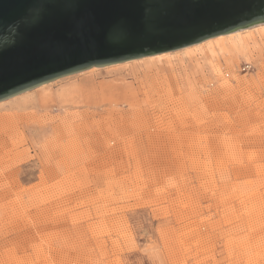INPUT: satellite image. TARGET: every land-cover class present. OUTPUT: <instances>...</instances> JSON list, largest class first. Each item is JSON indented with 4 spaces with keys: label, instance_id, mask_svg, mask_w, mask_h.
<instances>
[{
    "label": "rangeland",
    "instance_id": "374dc122",
    "mask_svg": "<svg viewBox=\"0 0 264 264\" xmlns=\"http://www.w3.org/2000/svg\"><path fill=\"white\" fill-rule=\"evenodd\" d=\"M253 27L227 59L202 45L0 102V264H264Z\"/></svg>",
    "mask_w": 264,
    "mask_h": 264
},
{
    "label": "water",
    "instance_id": "95a60500",
    "mask_svg": "<svg viewBox=\"0 0 264 264\" xmlns=\"http://www.w3.org/2000/svg\"><path fill=\"white\" fill-rule=\"evenodd\" d=\"M260 24L264 0H0V102Z\"/></svg>",
    "mask_w": 264,
    "mask_h": 264
},
{
    "label": "bare ground",
    "instance_id": "6f19581e",
    "mask_svg": "<svg viewBox=\"0 0 264 264\" xmlns=\"http://www.w3.org/2000/svg\"><path fill=\"white\" fill-rule=\"evenodd\" d=\"M243 30H245V29H243ZM234 35H237V34H235V32H232V33H229V34H226V35H221V36H218V37H215V38H212V39H208L206 41H203V42H201L199 44H196V45H193V46H189V47L183 48V50L184 51H189L188 52V55L189 56H193V55L196 56V55L202 53V50L204 49V51H206L207 53H209V55L212 56V57L215 56V55L217 56L218 54H221V56L223 58H226L227 59V55H230V54L236 52L239 49L238 48L239 47L238 46V43L231 42V41L227 40L229 37L234 36ZM250 36H251V34H250ZM202 45H206V46L203 49H199V47L202 46ZM171 53H177V52L163 53V54L154 55V56H151V57H146V58H140V59H136V60H131V61L124 62V63H136V62H141L144 59L157 60V62H161V59H164V57L166 55H169ZM119 64H121V63H119ZM114 65H117V64H114ZM155 67H157V66H155ZM93 69H98V68H93ZM41 87H44V86L41 85L40 88Z\"/></svg>",
    "mask_w": 264,
    "mask_h": 264
},
{
    "label": "built area",
    "instance_id": "2783aa9c",
    "mask_svg": "<svg viewBox=\"0 0 264 264\" xmlns=\"http://www.w3.org/2000/svg\"><path fill=\"white\" fill-rule=\"evenodd\" d=\"M252 70H253V67L249 63H245L240 69V71L243 72V73H248V72H250Z\"/></svg>",
    "mask_w": 264,
    "mask_h": 264
},
{
    "label": "snow or ice",
    "instance_id": "6c2138e0",
    "mask_svg": "<svg viewBox=\"0 0 264 264\" xmlns=\"http://www.w3.org/2000/svg\"><path fill=\"white\" fill-rule=\"evenodd\" d=\"M126 38H127L126 35H121V36H120V39H121V40L126 39Z\"/></svg>",
    "mask_w": 264,
    "mask_h": 264
}]
</instances>
